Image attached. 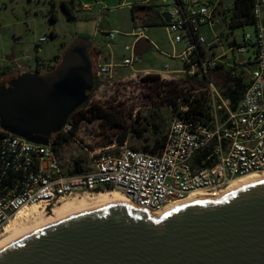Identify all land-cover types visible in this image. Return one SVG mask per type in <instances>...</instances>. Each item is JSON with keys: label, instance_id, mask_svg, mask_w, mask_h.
I'll return each instance as SVG.
<instances>
[{"label": "built area", "instance_id": "2783aa9c", "mask_svg": "<svg viewBox=\"0 0 264 264\" xmlns=\"http://www.w3.org/2000/svg\"><path fill=\"white\" fill-rule=\"evenodd\" d=\"M253 1L255 23L250 26L255 28V37L244 34L243 44H239L226 35L228 51L214 32L220 27L217 15L221 0H173L171 11L161 10L157 15L165 23L163 14H168L170 22L165 24L173 43L184 48L171 57L180 60L182 68L170 69L167 65V71L159 74L171 81L183 75L193 87L182 89L178 121L167 129L158 152L121 147L97 154L90 170L70 173L52 139L49 145H39L1 130L0 237L30 206L52 209L66 198L112 189L123 193L135 208L160 213L192 195L218 200L235 180L264 173V0ZM162 2L166 4V0ZM142 4L151 6L150 2ZM95 5H102V0H95ZM93 8L74 1L78 11L92 12ZM143 20L135 22L133 44L125 47L130 56L120 67L132 66L138 59L134 46L146 39L149 23ZM204 28L213 32L211 38ZM116 35L109 33L111 40ZM41 41H48V37ZM250 48L254 49V58L245 55ZM115 67L98 63L94 76L101 78ZM228 73L232 80L243 78L247 84L235 109L225 95L230 82L225 84L223 76ZM184 98L188 103L201 101V117L193 116ZM70 128L68 123L62 132Z\"/></svg>", "mask_w": 264, "mask_h": 264}, {"label": "water", "instance_id": "95a60500", "mask_svg": "<svg viewBox=\"0 0 264 264\" xmlns=\"http://www.w3.org/2000/svg\"><path fill=\"white\" fill-rule=\"evenodd\" d=\"M150 49L143 38L134 54ZM94 87L89 43L77 42L53 70L0 85L1 130L49 145ZM0 264H264V180L158 219L121 202L77 212L7 243Z\"/></svg>", "mask_w": 264, "mask_h": 264}, {"label": "rangeland", "instance_id": "374dc122", "mask_svg": "<svg viewBox=\"0 0 264 264\" xmlns=\"http://www.w3.org/2000/svg\"><path fill=\"white\" fill-rule=\"evenodd\" d=\"M65 1L69 0H0V85L17 77V71H35L38 59L42 61L39 73L53 70L71 45L85 41L89 43L93 57L96 55L94 64L91 61L93 74L98 63H109L116 67L101 78L94 76L95 87L88 102L69 119L74 123L81 114L88 116L80 123L76 137L57 147L64 167L70 173H76L79 169L87 171L99 153H112L121 147L150 152L154 147H161L167 129L173 121H178V99H171L176 104L170 105L167 101L168 91L178 85L180 89H193L183 75L171 81L159 74L167 71V65H170V69L182 68L180 60L171 57L180 54L183 45L173 43L167 25L157 16L161 10L171 11L174 8L173 0H166V4L162 0L153 4L152 0H102L99 6L95 5V0H75L78 4L94 5V8L92 12L73 8L71 16L63 7ZM234 1L221 0L217 15L220 27L214 28L225 51L229 50L226 35L239 44H243L244 34L255 37L253 26L230 27V23L237 24L233 18ZM143 2H150L152 6L143 20L152 24L147 26L145 33L151 49L134 65L120 67L124 58L130 56L125 47L134 41L131 37L135 25L132 6ZM53 12L57 14L56 21L51 17ZM110 32L117 33L115 39H110ZM203 32L209 38L213 36V32L207 28ZM44 37H48V41L42 42ZM253 53L254 49L250 48L245 55L254 58ZM148 76H159V81L149 80ZM169 83L172 84L167 86ZM93 107L100 108L108 117L102 115L94 118L93 113H89ZM125 133L127 139L122 144L120 140ZM78 198L81 196L66 198L55 207ZM41 207L32 218L28 216L19 223V230H34L39 221L48 218L55 208ZM7 237L3 234L0 241L12 239Z\"/></svg>", "mask_w": 264, "mask_h": 264}, {"label": "trees", "instance_id": "16d2710c", "mask_svg": "<svg viewBox=\"0 0 264 264\" xmlns=\"http://www.w3.org/2000/svg\"><path fill=\"white\" fill-rule=\"evenodd\" d=\"M74 1L75 0H69V1L63 2V7L65 10H67V12L69 13L70 16H71V11L74 8ZM253 4H254L253 0H235L234 1L233 18L237 20V24L230 23L231 24L230 27H232V26L233 27H241L243 25L250 26V25L254 24L255 18L253 17V13H252ZM142 7L146 8L147 10H152L151 6H145L143 4L134 5V6H132L133 15H135V13ZM51 17L54 21L57 20V14L55 12L52 13ZM133 18H134V22H136V20H138V18L135 16H133ZM163 24H165V23H163ZM151 25H152L151 23L147 24V26H151ZM89 51H90V59L94 64V58H96V55H95V57H93L94 55L91 54L90 45H89ZM99 57L100 56H98V58ZM40 61L41 60L38 59V64L40 63ZM147 79L159 81V76H148ZM223 81L225 84H228L230 82V85L227 87L225 95L231 99L232 108L235 109L237 104L241 100L243 93L247 87L246 80L243 78H236L235 80H232L230 74L228 73L227 75L223 76ZM170 84H172V83L167 84V86H169ZM182 91L183 90L179 88V85H178V87H175L173 90L168 91L167 94L169 96V100H167V101H169L170 105L175 106L176 103L172 102L171 99H173V98L176 100L179 99L182 96ZM174 92H176L177 94H174ZM90 96H89V98H90ZM89 98H88V100H89ZM88 100H87V102H88ZM184 101H185V104H187L189 106V111L193 114L194 117L199 118L202 116L201 111H199V106L202 105L201 101H199L198 99H194L192 102L188 103V99H186V98H184ZM82 107L78 108L71 115V117L75 113H77ZM89 113H93L94 118L97 116L101 117L102 115L108 117L107 114L102 113L101 109L97 108V107H93ZM100 113H102V114H100ZM85 119H88V116H87V114L83 113V114H81V116L77 122L72 123L70 120L68 121L71 128L67 133L60 132L58 134L52 135L51 139H52L55 147L57 148L60 145H64V144L68 143V141L71 138H75L77 135V131L79 129L80 123ZM114 124L117 125L116 123H114ZM142 132H143V130H141V133ZM2 135H3V132L1 131V127H0V139H1ZM126 139H127V133H125L123 135L120 142L123 144L126 142ZM161 147L160 146H157L156 148L154 147L150 150V152H153V153L158 152L161 149ZM80 172H82V171L79 169L78 172H76V173H80ZM111 190L112 189H108V191H111Z\"/></svg>", "mask_w": 264, "mask_h": 264}, {"label": "bare ground", "instance_id": "6f19581e", "mask_svg": "<svg viewBox=\"0 0 264 264\" xmlns=\"http://www.w3.org/2000/svg\"><path fill=\"white\" fill-rule=\"evenodd\" d=\"M264 173L262 174H254V175H250L247 177H243L240 179L235 180L227 189V191H225L221 197H219L220 199L223 198L225 195H230L233 192L239 190L240 188H242L243 186H249L251 184L260 182L264 180ZM260 175V176H259ZM219 198H217L218 200H220ZM202 200H213L210 197L207 196H202V195H192L190 198H188L186 201L182 202V203H177L173 206L168 207L166 210L160 212V213H151V216L154 218H161L162 216H164L165 214L174 211L184 205H188L191 203H195L198 201H202ZM216 199H214L215 201ZM116 202H121L124 204H127L129 206H133L132 203L123 195V193L114 190V191H106V192H99V193H91V194H84L81 196V198L79 199H75L72 202H68V203H62L61 205H58L57 207L53 208L51 210V215L48 218H43L39 221V224L36 228H34V230H30L27 232H23L22 230H19V223L22 222L23 219L27 218L29 216V218H32L31 216L33 214H36L40 208V206L35 205V206H30L27 207L25 209H23L10 223L9 225L6 227L5 231H4V235L8 236L9 238L11 237L12 239H7V240H1L0 241V250L9 242L16 240L22 236H25L47 224H50L54 221H57L61 218H64L68 215L77 213V212H81V211H86V210H91L100 206H104L110 203H116ZM134 207V206H133ZM42 208V207H41ZM38 215V214H37ZM35 215V216H37ZM40 215V214H39ZM21 224V223H20ZM7 237V238H8ZM6 239V238H5Z\"/></svg>", "mask_w": 264, "mask_h": 264}, {"label": "crops", "instance_id": "0c3cea01", "mask_svg": "<svg viewBox=\"0 0 264 264\" xmlns=\"http://www.w3.org/2000/svg\"><path fill=\"white\" fill-rule=\"evenodd\" d=\"M139 4H141V3H139ZM136 5H138V4H136ZM132 13H133V12H132ZM133 16H135V15H133ZM41 62H42V61H40V63H39L38 66H37V69H36L35 71H26V70H24V71H17L18 75H20V74H22V73H27V72H29V73H39L38 70H39V65L41 64Z\"/></svg>", "mask_w": 264, "mask_h": 264}]
</instances>
